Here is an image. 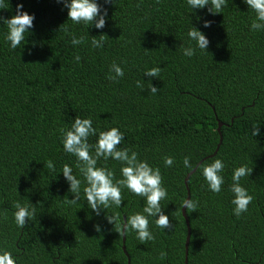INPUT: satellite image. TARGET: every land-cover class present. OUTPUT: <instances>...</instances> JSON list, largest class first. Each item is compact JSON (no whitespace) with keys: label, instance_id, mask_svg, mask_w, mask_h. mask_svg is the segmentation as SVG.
Segmentation results:
<instances>
[{"label":"trees","instance_id":"1","mask_svg":"<svg viewBox=\"0 0 264 264\" xmlns=\"http://www.w3.org/2000/svg\"><path fill=\"white\" fill-rule=\"evenodd\" d=\"M97 2L107 9L102 29L73 24L57 0H0L4 18L15 14L18 3L35 17L26 43L15 50L0 25V249L13 254L14 264H183L187 227L181 202L190 173L187 187L196 209H185L187 264H264V30L250 31L254 13L242 0H226L214 15L207 7L191 12L185 0ZM191 26L209 44L189 58L182 48L189 46ZM72 35L83 42L71 45ZM100 35L104 46L91 47V36ZM113 61L124 72L115 81L108 79ZM152 67L160 68L158 78L143 76ZM149 82L156 94L148 91ZM75 116L90 118L98 130L117 127L123 135L118 147L159 168L166 189L160 205L170 229L149 218L151 241L141 243L129 229L122 242V228L106 223L103 212L93 213L82 189L78 201L66 203L72 194L59 173L64 164L84 186L78 162L61 144L60 129ZM95 140L88 138L89 144ZM165 156L173 158L171 166L164 165ZM185 156L190 170L183 167ZM215 158L224 163L219 193L208 190L200 173V165ZM97 164L120 178L118 161ZM240 165L251 169L240 184L252 199L237 217L229 189ZM121 199L106 214L124 221L144 206L127 189ZM17 201L34 209L22 228L13 218Z\"/></svg>","mask_w":264,"mask_h":264},{"label":"clouds","instance_id":"2","mask_svg":"<svg viewBox=\"0 0 264 264\" xmlns=\"http://www.w3.org/2000/svg\"><path fill=\"white\" fill-rule=\"evenodd\" d=\"M110 0H104L109 3ZM191 12L197 9L207 7L209 14L221 13L226 6V0H185ZM67 9V19L73 24H83L93 26L96 29H102L105 25L107 9L103 8L97 0H57ZM254 13V19L249 25L250 31L264 30V0H242ZM34 15L23 10V4L16 5V12L9 18L0 16V25L6 28L4 40L10 49L22 48L26 42V37L30 34L33 26ZM199 20V17H197ZM210 21L204 20L203 27L210 26ZM189 46L182 48V54L191 58L195 49L206 51L209 44L207 36L198 28L191 26L187 31ZM90 45L93 48H102L104 46V36H91ZM83 42V37L71 36L70 43L73 46ZM194 42L195 48L192 43ZM79 62L80 57H74ZM160 72L159 67H152L143 72V76L150 78H158ZM109 80L115 81L124 75L123 69L113 61L109 66ZM136 87L143 90L144 85L140 80L136 81ZM148 91L156 94L158 89L149 82ZM61 144L65 153L75 157L78 162L76 167L80 176L83 177L82 183L76 175L73 174L72 167L64 164L61 171L65 182L68 185L67 191L72 194L71 199H67L66 203H75L80 199L81 189L83 190L84 199L87 207L96 215L104 213V220L110 225H116L117 229H123V233H127L129 229L136 234V238L144 243L151 241L153 235L149 230V218H154L157 228L162 230L170 229L171 225L168 216L162 210L160 201L166 197V189L161 183V174L159 168L152 167L149 163L142 159H138L136 151L128 147H118L123 139L121 131L117 127H109L105 130H98L92 126L90 118H80L75 116L70 127L60 129ZM259 129L253 128L251 135L257 136ZM95 136L94 144H89L88 138ZM91 150V151H90ZM111 158L120 163V178H114L111 168L98 166V160L107 161ZM165 166L173 164V158L165 156L163 159ZM185 169H192L193 164L190 163L189 157L185 156L182 160ZM48 169L54 168L51 161L47 162ZM224 168L222 159L215 158L210 162H204L200 165V173L203 176L207 188L212 193H219L221 185L224 183L221 174ZM251 169L245 165L237 166L232 171V184L230 192L232 199L230 203L233 205L232 214L239 217L241 213L247 211V206L251 202V195L241 186L240 179L249 175ZM121 189H127L132 194L143 198L144 206L140 212H135L121 221L120 216L113 212H107L110 207L119 208L122 203ZM181 207L186 210H195L196 205L190 198H185L181 202ZM15 211L13 218L17 227H24L26 218L29 220L34 215V209L27 204H21L19 201L13 204ZM110 213V214H109ZM97 232L100 231V225H94ZM117 233L122 234L120 231ZM15 257L12 253L0 249V264H14Z\"/></svg>","mask_w":264,"mask_h":264},{"label":"water","instance_id":"3","mask_svg":"<svg viewBox=\"0 0 264 264\" xmlns=\"http://www.w3.org/2000/svg\"><path fill=\"white\" fill-rule=\"evenodd\" d=\"M218 125L220 126V123H218ZM196 165H198V163ZM189 174L190 173H188L185 176V178H184V183L186 184V190H187L186 191V198H189L190 197L189 189L187 187V179H188ZM181 213H182V216L184 217V220L186 222V227H187V234H186L185 244H184L185 245V257H184V263H183V264H187V255L186 254H187V246H188V242H189L190 228H189V224H188V219L186 217L185 208L181 207ZM123 241H124V235H123V229H122V242ZM122 250L124 251V253H126L125 248H124V243L122 244ZM127 264H129V259H127ZM253 264H257V262L256 263H253Z\"/></svg>","mask_w":264,"mask_h":264}]
</instances>
